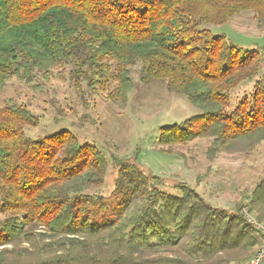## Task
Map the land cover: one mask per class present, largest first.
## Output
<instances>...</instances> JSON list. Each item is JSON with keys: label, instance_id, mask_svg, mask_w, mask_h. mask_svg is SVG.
Listing matches in <instances>:
<instances>
[{"label": "trees", "instance_id": "obj_1", "mask_svg": "<svg viewBox=\"0 0 264 264\" xmlns=\"http://www.w3.org/2000/svg\"><path fill=\"white\" fill-rule=\"evenodd\" d=\"M243 10L264 23V0H0V91L12 76L34 84L68 66L76 89L109 87L106 98L123 108L139 61L141 80H163L199 109L161 126L160 148L204 136L213 151L254 146L264 142V54L201 27ZM249 80L252 93L228 110L231 91ZM36 120L13 101L0 107V264H230L253 253L240 207L264 224V176L225 208L185 182L174 184L180 195L165 193L160 177L114 153L105 196L95 192L103 152L67 130L31 138L24 124Z\"/></svg>", "mask_w": 264, "mask_h": 264}, {"label": "rangeland", "instance_id": "obj_2", "mask_svg": "<svg viewBox=\"0 0 264 264\" xmlns=\"http://www.w3.org/2000/svg\"><path fill=\"white\" fill-rule=\"evenodd\" d=\"M254 18L252 11L243 10L223 24L202 23L201 27L224 35L244 49H259L264 54V23L259 24ZM139 63L131 68L134 87L123 108L106 98L109 87L97 91L85 86L83 90L76 89L69 80L68 66L54 68L50 78L38 77L34 84L10 77L0 91V107L13 101L28 108L37 119L36 125L24 124L25 133L31 138L67 130L80 142L98 147L107 160V170L105 183L96 193L105 196L111 193L115 175L111 155L117 153L118 157L135 161L145 174L160 177L159 188L165 193L180 195L174 184L185 182L212 205L233 208L264 176V142L254 146L248 143L234 151H213V138L204 136L174 144L171 152L160 148L164 146L157 142L159 128L181 122L199 109L184 94L165 89L163 80H141ZM254 82H242L231 91L228 110L252 93ZM243 206L252 214L248 204L244 202ZM3 217L0 213V220ZM35 250L27 251L30 255L27 262L35 261V256L40 254ZM51 255L54 256L52 252Z\"/></svg>", "mask_w": 264, "mask_h": 264}, {"label": "built area", "instance_id": "obj_3", "mask_svg": "<svg viewBox=\"0 0 264 264\" xmlns=\"http://www.w3.org/2000/svg\"><path fill=\"white\" fill-rule=\"evenodd\" d=\"M247 222L254 228V236L257 239L254 251L250 257L244 261H233L231 264H262L264 262V224L257 221L252 214L249 213L248 208L245 206L240 209Z\"/></svg>", "mask_w": 264, "mask_h": 264}]
</instances>
